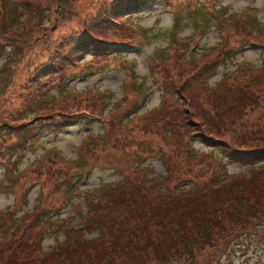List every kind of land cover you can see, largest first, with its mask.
I'll return each mask as SVG.
<instances>
[{
	"label": "rangeland",
	"instance_id": "obj_1",
	"mask_svg": "<svg viewBox=\"0 0 264 264\" xmlns=\"http://www.w3.org/2000/svg\"><path fill=\"white\" fill-rule=\"evenodd\" d=\"M106 2L113 0H0V123L19 109L21 95L37 89L29 81L54 45L84 30ZM22 6L8 30L6 11L14 18ZM117 22L134 36L119 45L120 57L96 62L88 54L79 70L66 74L67 87L45 90L53 98L66 90L79 94L80 102L62 109L50 103L41 115L62 110L70 116L78 109V120L26 143L17 179L10 174L12 159L0 156V212L7 211L0 264H118L111 257L121 264H264V170L230 162L186 133L194 123L235 148L237 140L264 146V0H150ZM237 22H243L240 33L230 38ZM173 50L185 62H171ZM192 60L197 64H188ZM224 85H230L229 95L220 107L215 91ZM165 88L173 95H164ZM244 92L261 107L241 100ZM180 96L190 101V111ZM241 105L243 120L225 121L216 135L209 116L226 108L239 116ZM29 108L14 119L32 116ZM111 121L122 126L112 138ZM2 132L5 147L15 142ZM90 133L102 138L93 142L96 154L82 149ZM122 136L127 145L115 148ZM225 174L226 181L216 182ZM250 182L255 190L248 189ZM120 184L130 185L118 201L109 198L91 210L100 189ZM150 187L155 189L143 191ZM197 217L207 226V241L191 222ZM137 225L143 233L130 231ZM127 243L136 248L126 251Z\"/></svg>",
	"mask_w": 264,
	"mask_h": 264
},
{
	"label": "trees",
	"instance_id": "obj_2",
	"mask_svg": "<svg viewBox=\"0 0 264 264\" xmlns=\"http://www.w3.org/2000/svg\"><path fill=\"white\" fill-rule=\"evenodd\" d=\"M149 1L150 0H113V2L103 3L100 6V8L97 9L96 15L93 18L92 22H88L84 30L76 31L73 34L69 35L67 38L63 39L62 42H59L54 45L53 51H51L52 53L47 57V59L44 61L41 67L37 68V70L34 73V76L29 81L32 84V86L37 87V89L30 91L29 94L21 95L20 97L21 104H20L19 109L17 111L15 110L14 112L10 111L8 113V116L3 118L2 122L0 123V134L3 133L2 131H5L8 133V136H11L15 140L13 144L8 145L7 147H5V142H7L6 140L2 139L0 141V149H3L0 151V156L1 158H4V159L9 158V157L10 159H12L10 161L13 163L11 164L12 168L10 169V174L15 176L16 179L23 173L17 167V161L20 158L19 154L21 152V149L23 146L25 147L26 143L32 144V142L36 140L42 133H45V131L57 133L58 131H60V129L64 130L65 127L68 126L71 121H73L74 119L78 120V116L81 115V112H78V109L75 110L74 114L70 116H66L63 113H59L62 110H58L56 113L50 112L48 116L41 115L42 114L41 111H43L44 109H47L46 107L49 106L50 103H51L50 106H53V107L55 106L58 109H62L63 105L66 103L68 104V106L78 107V104L80 102V100L78 99L79 94H77L75 97L68 96V93L66 90L64 91L65 95L63 98H53L45 90L48 89L49 85L51 84H54L59 89H62L63 86L67 87L69 82L64 80L66 77V74L75 71V70H71L73 68L78 69L79 67H81L83 57L88 54H91L92 57H95L96 62H103V61L110 60L111 57L114 56V54L120 57V55H118L120 52L119 45L124 44L127 41L129 42L133 41L134 36L133 34L130 33V28L127 25H126V28L119 29L117 25H122V24H120V22H117V20L119 19V17L124 18L127 15H130V14L133 15L135 13H138L141 9H143L146 5H148ZM22 9H23V6L21 7V9L20 8L18 9L16 7V9L13 10L14 18H12V16L11 18H8V11H6L5 19L7 21L8 30H13L12 26L14 24L16 26V23H17L16 17H18V15L22 13ZM0 12L3 13L2 6H0ZM4 15H5V12L1 15L0 17L1 20H3ZM239 23L240 25H243V22H237L235 26V31L232 32L231 36H229L230 38H232V36H238L237 34L240 33V31L238 30ZM98 29L100 30L98 31ZM178 38H181V37H177L176 35V39ZM171 58H172L171 62H185L184 54L176 50L172 51ZM196 62L198 61L192 60V61H188V64H197ZM214 63L216 62H213L211 65H213ZM68 69L69 71L67 72ZM87 70H88L87 67L83 68L84 72ZM81 71L82 69H80V72ZM158 71L159 69H157V66H156L154 68V73L157 74ZM229 86L230 85H224L222 88H218L215 91V94H221V96L218 95L219 101L217 103L220 105V107H222L226 103V99L228 98V95H229V90H228ZM173 90H175V87L173 88ZM168 94L173 95V93H170L169 90L165 88L164 95H168ZM239 96H240V99L243 100L244 102L250 103L254 107H256L255 109H259L262 105V102L260 100H257V101L251 100L249 95L246 94L245 92L243 94H239ZM180 98L181 100H179V102H183L184 107L188 111H190V106H189L190 101H187V97L180 96ZM56 101H57V105L56 103H54ZM232 101L236 103V105H240V101L238 98H235ZM29 107H32L31 108L33 110L32 116H30L29 118L24 117L21 120L14 119L15 116L23 114L22 109L29 108ZM165 107H167V105ZM240 110H241V113L239 114V116H236L228 108L224 110H220L221 111L220 113L218 112L219 110H216L214 114H211L209 116L211 130H214V132L217 135V133L221 131L222 125H224L225 121H228L230 123H233V122L239 123L241 120H243L242 117L245 116V114L242 113V111L244 110V106L241 105ZM83 114H85V116L90 115V113H87V112ZM185 114L188 115L186 111H185ZM59 115L65 116L66 119L65 118L58 119L57 116ZM35 120L37 122L33 123V121ZM177 123L182 124V120ZM29 124H31V126H29ZM109 125L110 127L106 125L109 129V132H108L110 133L109 137H111V134H118L122 127L114 123V121H111ZM124 126H128V123H125ZM190 128L191 130L186 133H188L191 138L196 137L198 140H200L204 144L215 147V149L219 151L222 156H226L225 159H229L230 162L243 165L246 167V169H250L252 171L264 170V146L249 145L247 143H240L237 140V145L240 147L235 148L234 144H228L227 142H223L224 140H222L221 137H215V135L211 134L210 131L198 130L197 124L191 123ZM259 133H260L259 140L264 141V128L260 129ZM122 138H118V139L115 138V144H114L115 148H118L122 144L127 145V143H124L121 141V140H126V139L124 138L122 139ZM100 139L102 138H99L98 136L94 137L93 134L90 133L88 138H86V140L82 144V149L87 152H91L92 154L93 153L96 154L97 147H95V150H92V148L94 147L93 142L94 140H100ZM228 176L229 175L225 174V176H222L216 182L226 181V177ZM233 178H236V177H233ZM55 180L56 182H54ZM55 180L54 181L52 180V182L57 185L55 189H60L58 179L55 178ZM129 181L130 179L127 177L125 183H130ZM251 182L249 184L248 189L255 190V186L252 185ZM128 185L120 184L113 188L100 189L102 194L98 198L97 201L94 200L92 202V204L90 205L91 210L98 211L100 207H98L97 205L99 204L106 205L109 198L111 199L113 198L114 201H118L116 199V195L119 194L122 190H124L125 187H127ZM153 189L155 188L150 187L147 189H143V191H146V190L149 191ZM67 199L69 200L68 197ZM119 204L120 206L122 204L130 206V201H126V202L122 201V202H119ZM6 214H7V211L0 212L1 227L5 226L3 225L1 221L6 218ZM87 215L92 217V214H90L89 212H87ZM181 220L184 223L186 221L183 218H181ZM191 222L193 225H195L198 228V231H200V228L203 229L202 231L205 234L206 241H207V238H208V235L206 234L207 226L202 224V220L197 217V218H193ZM12 224L13 223H10L9 225H12ZM130 231L134 233H143L144 230L142 227L137 225L134 227H130ZM9 241L10 239L6 240V242H9ZM135 244L136 243L124 244L126 245L124 249L126 251H128L129 249L130 251H133L134 248H136L134 247ZM120 256L121 254H119V257ZM110 260L111 262L116 260L118 261V264H121V261L119 260V258L111 257ZM139 260L144 262L143 257H140ZM15 261H14L15 263H18L19 260L15 258ZM1 264H6V263L3 262Z\"/></svg>",
	"mask_w": 264,
	"mask_h": 264
}]
</instances>
